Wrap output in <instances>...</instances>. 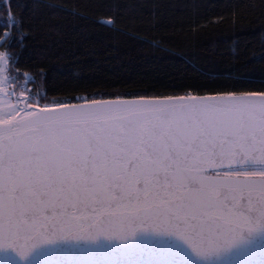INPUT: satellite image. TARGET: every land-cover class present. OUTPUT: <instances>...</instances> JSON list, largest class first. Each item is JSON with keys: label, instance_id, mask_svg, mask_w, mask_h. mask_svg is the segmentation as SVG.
Masks as SVG:
<instances>
[{"label": "snow or ice", "instance_id": "obj_1", "mask_svg": "<svg viewBox=\"0 0 264 264\" xmlns=\"http://www.w3.org/2000/svg\"><path fill=\"white\" fill-rule=\"evenodd\" d=\"M257 234L264 91L48 104L27 93L0 113V264L141 236L178 241L216 264Z\"/></svg>", "mask_w": 264, "mask_h": 264}, {"label": "trees", "instance_id": "obj_2", "mask_svg": "<svg viewBox=\"0 0 264 264\" xmlns=\"http://www.w3.org/2000/svg\"><path fill=\"white\" fill-rule=\"evenodd\" d=\"M0 51L44 104L261 92L264 0H0Z\"/></svg>", "mask_w": 264, "mask_h": 264}, {"label": "water", "instance_id": "obj_3", "mask_svg": "<svg viewBox=\"0 0 264 264\" xmlns=\"http://www.w3.org/2000/svg\"><path fill=\"white\" fill-rule=\"evenodd\" d=\"M161 249H171L172 254H162ZM37 258L44 261L42 264H48L47 261L51 264H165L167 261L173 264H203L178 241L143 236L139 237L136 245L127 247L103 240L99 245H58L56 249L36 253L28 264H35ZM12 259L15 260V257ZM216 259V264H264V236L257 234L247 243Z\"/></svg>", "mask_w": 264, "mask_h": 264}, {"label": "rangeland", "instance_id": "obj_4", "mask_svg": "<svg viewBox=\"0 0 264 264\" xmlns=\"http://www.w3.org/2000/svg\"><path fill=\"white\" fill-rule=\"evenodd\" d=\"M0 55L4 56V60H0V113L9 111L10 105H15L17 103V97L27 93L31 94L33 100L41 102L39 95L37 93L33 94L30 89L22 91L19 95L16 94L14 91V89H16L15 84L7 74V56L1 51Z\"/></svg>", "mask_w": 264, "mask_h": 264}]
</instances>
